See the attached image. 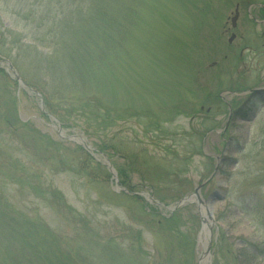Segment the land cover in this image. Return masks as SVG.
Listing matches in <instances>:
<instances>
[{
    "label": "rangeland",
    "instance_id": "1",
    "mask_svg": "<svg viewBox=\"0 0 264 264\" xmlns=\"http://www.w3.org/2000/svg\"><path fill=\"white\" fill-rule=\"evenodd\" d=\"M45 2L0 0V47L11 52V57L0 59V68L14 80L15 70L23 81L13 85L0 78V108L7 113L14 92L20 119L13 120V129L0 117V185L6 184L16 208L40 217L60 233L75 257L79 250L82 264H129L126 258L112 262L105 247L118 245L131 252L140 242L145 261L151 264H186L178 237L163 228L149 208L145 210L119 189L123 185L114 182L115 177L107 176L108 171L118 170L112 159L109 162L96 150L97 139L43 114L45 104L35 91L48 96L51 89L38 77L34 59L40 56L29 59L16 43L20 37L48 51L38 40L44 33L35 26L42 16H32L34 22L28 19V8L40 10ZM104 78L107 88L99 91L102 101L144 116L126 124L120 120L102 138L129 153H141L134 166L143 172H162L158 177L166 180L167 169L175 171L170 181H160L157 191L168 202H160L156 186L146 184L137 172L134 187L164 215L184 208L195 244L193 264H264V95H250L252 89H264V0H152L132 33L129 50ZM26 79L39 86L31 87ZM80 96L72 93L69 98ZM44 134L64 141L63 148L48 143ZM83 141L95 149L93 156L104 167L97 163L86 167L85 153L76 147L84 146ZM113 160L120 166L127 163L122 157ZM17 163H25L59 187L90 224L72 220L59 206L49 205L26 185V178L24 187L12 184ZM201 184L203 199L215 189L225 192V198L211 207L199 203L196 195L179 206L180 199L172 201ZM195 212L198 223H191L186 217ZM138 229L143 235L139 242Z\"/></svg>",
    "mask_w": 264,
    "mask_h": 264
},
{
    "label": "trees",
    "instance_id": "2",
    "mask_svg": "<svg viewBox=\"0 0 264 264\" xmlns=\"http://www.w3.org/2000/svg\"><path fill=\"white\" fill-rule=\"evenodd\" d=\"M151 3L152 0H46L40 10L33 9L32 6L28 8L30 12L28 13L31 15L28 19L30 22H34L32 16H42L35 26L44 33L43 36L38 37L40 38L38 40H42V46L48 48V51L42 52L43 50L39 49L38 44L24 41L20 37L16 47L22 50V54L27 55L29 59L36 58V55L40 56L38 59H34L36 60L35 66L39 68L38 77L47 82L51 89L48 96L41 93L42 101L45 104L43 114L54 116L64 127H78L89 138H96L97 140L94 142V145L97 146L96 150L108 156V159H112L111 162L118 170L119 182L131 194L128 197L141 203L145 210L149 208L148 213L155 216L163 228L168 227L170 233L178 237L183 259H186V264H193L195 244L188 222L184 220L182 211L184 208L179 207L169 215H164L157 206L145 202L144 195L136 191L134 187L136 185L133 175L137 172L146 184L156 186L157 193L162 187L160 181L162 182V179L170 181L175 171L167 169L165 175L169 178L166 180L163 176H160L162 179L158 177V175L164 174L162 172L148 169L143 172L140 167L134 166V159H139L142 156L141 153H129L128 150L117 148L116 144L102 138L105 135L102 133L112 129L120 120L126 124L132 118L142 121L141 118L144 116V113L133 111L130 107L119 109L115 103L107 104L102 101L104 99L99 91L102 88H107L104 73L107 70H113L120 62L122 54L129 50L132 33L143 18V11L147 4L149 6ZM1 23L0 21V27L3 26ZM6 31L13 37L16 36L13 29L7 28ZM35 40L38 41L36 38ZM3 56L11 57V52L0 47V59ZM125 64L129 65L127 58ZM0 78L5 83L17 84V80H14L3 68H0ZM26 81L31 87L39 86L30 79H26ZM108 84L112 86L113 82ZM72 93L79 96L83 94V96L69 98ZM18 99L13 92L7 113L0 108V117H5V124L13 129L16 126L13 120L19 119ZM22 123L27 125L26 122ZM42 136L46 137L48 143L63 148L64 141L54 140L46 134ZM76 147L85 153L84 159L88 163L86 167L90 163H97L104 167L84 146L76 145ZM0 155L2 156L1 143ZM115 156L124 158L127 163L123 166L115 164L113 160ZM129 159L133 161L128 162ZM62 161L60 160L61 163ZM144 161L146 162V159ZM105 165L110 169L107 164ZM86 167H80V170H84ZM16 168L17 178L13 177L12 184L24 187L23 179L26 178V185L49 205L59 206L72 220L90 224L87 215L69 203L64 192L59 187L45 181L41 173L25 163H17ZM107 176L113 178L114 174L108 171ZM153 180L157 181L158 185L154 184ZM113 181L116 182V179L113 178ZM122 194L125 195V191H122ZM184 194L186 193L177 195L172 201L177 202ZM156 195L160 202H168L164 197H159L158 193ZM186 218L189 222L197 221L198 223L196 212L189 214ZM135 236L138 242L143 240L141 230L138 229ZM107 246L105 253L112 262H121L126 258L129 264H151L149 260L145 261L141 242L137 250L131 252H126L118 245L107 244ZM73 254L60 233L54 231L40 217L34 218L31 215H26L16 208V205L7 196L6 184L0 185V264L84 263L79 258L81 257L79 250L76 252V257ZM141 255L143 261L140 260Z\"/></svg>",
    "mask_w": 264,
    "mask_h": 264
},
{
    "label": "water",
    "instance_id": "3",
    "mask_svg": "<svg viewBox=\"0 0 264 264\" xmlns=\"http://www.w3.org/2000/svg\"><path fill=\"white\" fill-rule=\"evenodd\" d=\"M238 16H239V11H238V9H236V11H235V15L232 17V24H233V26L235 27L236 26V22H237V19H238ZM235 37V34H233L232 36H231V38H230V42L232 41V39ZM12 67V66H11ZM13 68V67H12ZM14 69V68H13ZM14 71V73L16 74V78L20 81V83H22L23 81H22V79L20 78V76L18 75V73L15 71V70H13ZM253 91H256V90H260V88H255V89H252ZM39 94V93H38ZM40 96H41V94H39ZM41 99H42V96H41ZM61 129V127L59 128V130ZM83 144H84V146L86 147V149H88V150H90V151H92L93 149H92V147L90 146V145H88L85 141H83ZM110 165V167H112L111 166V164H109ZM115 177H116V179H118V176H117V174L115 173ZM203 186V184H201V185H199L196 189H195V191L193 192V193H190V194H188V195H186V196H184L182 199H180L178 202H177V205L176 206H179V205H181V204H183L184 202H186V201H191L192 200V197L194 196V195H196V197H197V199H198V201H199V203H204V204H210V207H211V204L212 203H214L216 200H222V199H224L225 198V192H223V194H222V190H220V189H215L206 199H203L202 197H201V195H200V189H201V187ZM121 189H124V188H121ZM209 209V208H208ZM202 220H203V222H206V217L205 216H203V218H202ZM210 245H211V242H209V245H208V249H207V252L210 250ZM201 264V263H200Z\"/></svg>",
    "mask_w": 264,
    "mask_h": 264
},
{
    "label": "flooded vegetation",
    "instance_id": "4",
    "mask_svg": "<svg viewBox=\"0 0 264 264\" xmlns=\"http://www.w3.org/2000/svg\"><path fill=\"white\" fill-rule=\"evenodd\" d=\"M252 94L254 95V94H260L261 96H263L264 95V89H262V90H260V91H258V92H252Z\"/></svg>",
    "mask_w": 264,
    "mask_h": 264
}]
</instances>
